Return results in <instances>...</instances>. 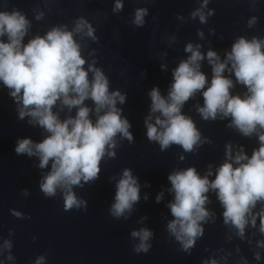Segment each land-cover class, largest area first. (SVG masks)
<instances>
[{"label": "clouds", "instance_id": "clouds-1", "mask_svg": "<svg viewBox=\"0 0 264 264\" xmlns=\"http://www.w3.org/2000/svg\"><path fill=\"white\" fill-rule=\"evenodd\" d=\"M208 2L203 0L202 8ZM6 4L7 0L5 9ZM122 8L121 0H116L113 12ZM147 15L146 8H137L132 23L143 27ZM211 15V10L205 15L200 8L191 14L192 18L198 16L202 24L207 23V17ZM42 16L41 12L35 18L39 20ZM255 23L257 17L254 16L248 26ZM30 27L31 22L20 9L0 10V82L9 89V95L16 102L19 119L28 117L30 125L38 126L46 133L40 142L18 139L15 153L38 157L37 167L41 170L50 165V170L42 173L39 182L45 198H55L59 191L65 212L86 211L87 201L78 197L74 189H82L99 179L102 161L116 158L117 136L129 143L133 141L129 131L132 125L117 107L126 102V94L110 91L109 78L96 67L97 61L93 59L89 63L82 55L86 39L98 41L94 27L84 17L76 19L71 30L66 25H59L24 43ZM198 34L203 38V32ZM200 47L192 43L186 45L184 51L190 56L172 70L173 82L167 96H163L158 87L149 92L150 112L144 121L148 141L158 143L162 152L172 145L180 146L185 152H195L201 143V134L193 119L182 113V108L199 92L203 106L197 105V112L203 120L230 117L228 127L245 137L258 135L259 147L249 157L242 147L233 155L232 145L228 144L226 159L211 180V166L203 176L195 167L174 170L168 175L171 184L168 191L173 194V199L167 207L173 218L167 222L166 231L180 245L179 251L189 255L204 234L202 225L215 216L206 208L210 203V191L215 193L223 208V223L234 227L238 236L244 237L249 223L255 228L257 218L259 232L264 234V39L256 36L237 38L223 60L213 50L207 51L205 57ZM205 58L212 70L210 82L201 71V61ZM161 67L166 68V65ZM232 75L235 82L246 89L243 95L232 94L235 87L230 78ZM87 100L92 102V107L85 104ZM65 108L69 113L76 109L75 115L61 119L60 113ZM156 113L159 115L152 123ZM140 187L132 170L123 169L116 182L109 215L117 220L128 219L134 205L140 201ZM23 194L29 193L25 190ZM163 195L162 191L156 196L157 203ZM144 199H148L147 194ZM258 204L261 208L254 212ZM12 215L23 218V214L15 210ZM153 236L148 228L133 230L131 237L139 243L132 246V251L148 253ZM12 246L11 241L4 242L5 249L10 250ZM259 246L264 247V243ZM254 258L259 260L260 254L255 253ZM7 259L14 257L9 254ZM45 260L46 256L40 255L35 264H45ZM205 264H217V261L213 259Z\"/></svg>", "mask_w": 264, "mask_h": 264}]
</instances>
